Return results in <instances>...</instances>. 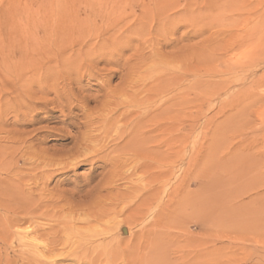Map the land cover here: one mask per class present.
Wrapping results in <instances>:
<instances>
[{
    "label": "rangeland",
    "instance_id": "rangeland-1",
    "mask_svg": "<svg viewBox=\"0 0 264 264\" xmlns=\"http://www.w3.org/2000/svg\"><path fill=\"white\" fill-rule=\"evenodd\" d=\"M232 1L237 3L233 4ZM208 2L211 4L208 5ZM259 2L260 0H0L1 25L4 22L14 23L16 17L17 21L30 14L36 17L37 10L55 5H68L65 16L86 18L87 25L84 26L85 32L82 35L87 46L81 49L82 54L78 52L83 56H79L74 65L66 68L56 61L52 65L51 77L45 70L41 71L34 77L36 83L25 87L23 96L31 106L20 107L13 89L1 90L0 151L7 148V138L11 135L44 139L42 144L35 145L37 150H67L71 147L72 138L85 131V116L90 114L96 118L98 114H102L99 110L104 100H107L104 98L105 94L118 91L122 84H129L134 86L135 98H141L148 86H156V82L165 79L167 74H172L171 80H175L176 76L180 77L176 78L178 80L186 78L187 82L178 81L177 90L180 91H172L174 87L171 86L172 92L169 90L166 93V96L171 93L175 97L173 100V97H166L167 105L171 106L164 114L163 123L166 127L170 125L168 128L171 133L168 132L171 135L168 145L161 152L167 157L165 161L160 160L161 149L158 150L155 160L159 162L154 161L156 163L152 164L149 172L156 175L159 168L168 172L165 200L169 205L170 221L168 220L167 231L173 239L167 243L171 246L181 245L185 262L189 259L197 260L189 261L192 264H264V2L263 8L258 10ZM157 15L160 16L155 18ZM157 23H160L159 26ZM197 29L198 32L194 35ZM171 30L175 32L172 35L168 32ZM74 37L76 38V34ZM71 42L73 41L70 39ZM155 42H161V46H158L160 48L154 46ZM154 47L157 53L153 51ZM195 48H200L197 51L203 57L195 59L190 55L195 60L190 56L186 58L185 54H191ZM73 50H77V47ZM71 54L67 52L62 59L69 56L72 58ZM137 54L139 57L142 55L143 59L139 58L141 61L135 58L138 57ZM157 54L161 57L167 55L163 57L168 58L167 61L159 59ZM256 54L261 56L259 66L246 67L249 64L245 62L248 56L256 61ZM193 61L198 62L199 64L194 62L198 66ZM193 72L196 75L194 78V74L191 75ZM149 76L151 79H148ZM170 79L168 78L169 81ZM196 85H199L198 89ZM139 89L143 91L140 92ZM193 98L198 99V108L190 104ZM35 103H42L45 107L39 109L34 106ZM69 108H72V127L63 124L70 117ZM47 118L49 119L46 120ZM191 122H195L197 126H191ZM94 126L91 129L93 134L103 133L102 124ZM93 128L99 131L95 132ZM108 129L109 127L105 128ZM90 168L91 166L82 165L68 173L55 175L48 182L50 184H47L46 194L51 191V196L60 192L69 195L74 191L80 196L83 192L90 191L102 179L101 176L107 173L98 169L97 176ZM94 175L97 177L91 180ZM141 175L136 173L132 175L133 178L130 176L125 185L129 187L139 183L137 181L142 177L144 179L140 184L149 181L147 176ZM3 176L0 171V177ZM122 184L123 182L119 183L120 186ZM151 189L156 192L151 207L152 219L159 208V181L153 180ZM122 213L126 215L128 209H122ZM120 227L114 235V241L122 238L128 240L129 231L131 235L137 230L135 227L128 228L125 224ZM123 228L125 233L121 230ZM1 230L3 226L0 227ZM15 240H12L13 245H16ZM0 253L3 254V250Z\"/></svg>",
    "mask_w": 264,
    "mask_h": 264
},
{
    "label": "bare ground",
    "instance_id": "bare-ground-1",
    "mask_svg": "<svg viewBox=\"0 0 264 264\" xmlns=\"http://www.w3.org/2000/svg\"><path fill=\"white\" fill-rule=\"evenodd\" d=\"M228 1L231 2V0ZM263 2V0H260L258 3V10L263 8ZM210 4L208 2V5ZM251 4L254 3L251 2ZM67 6L55 5L52 8H42L36 11V17L30 16V14L19 21L16 20L17 17L15 15L14 23L4 24V22L3 25L0 24V93L3 88L13 89L17 96L18 101H16L20 107L24 105L27 107L31 106L25 100L26 97L23 96L25 95L24 89L36 83V78L34 77H37L41 71L45 70L46 74H50L51 77L53 75L52 65L56 64V61H59L60 65L66 68L69 65H74L76 60L83 56L81 55V49L87 46L84 37L82 38L85 32L84 26H87L86 18L75 19L66 17ZM13 13L15 12L13 11ZM158 14L161 13L158 12ZM158 16L160 15L155 16V18ZM19 17L22 18L21 16ZM111 19L113 18L111 17ZM122 19L125 21L124 18ZM6 23L8 22L6 21ZM168 32L171 35L175 33L172 30ZM197 32L198 29L194 31V35ZM74 34H76V38ZM166 34L168 33L166 32ZM70 39L73 42L70 43ZM160 43L155 42L154 46H161ZM76 47L77 50H73ZM199 49H193L192 53L194 55L192 53L189 55L184 54L186 58L191 55L197 59L201 54L197 51ZM79 51L81 54H78ZM153 51H155V47ZM67 52L72 53V58L69 56V58L62 59ZM155 52L157 53V51ZM164 56L167 57V55L158 57L163 61H167L168 58L164 59ZM191 56L189 58L192 59ZM141 57L135 58L139 59ZM260 57L256 54V61L254 59L253 61L248 56L245 62H249V64L246 67L259 66L261 63H259ZM142 59L139 60L141 61ZM96 60H98L97 57ZM195 63L197 64L198 62ZM195 63L194 65H196ZM192 68L195 67L193 66ZM89 69L91 68L89 67ZM192 70L190 71L192 72ZM167 75L169 76L166 78ZM167 75H165V79L162 78L161 81L156 82L158 84L156 86H148L146 83L148 87L141 98H135L134 86L129 84H122L118 91L113 92V90L111 93L105 94L104 98H107V100H104L99 110L102 114H98L101 117L97 116L94 118L93 115H86V122L83 125L85 131L72 138L71 147L67 150L59 152L37 150L35 145L42 144L45 140H35V138H30L28 135H11L7 138L9 145L7 148H2L3 151H0V171L4 174L3 177H0V225L3 226V230L0 231V251L3 250L4 252L3 254L0 253V264H192L189 261H197L189 259L185 262L186 258H184L185 255L182 247H180L181 245L171 246L167 243L173 237L167 231L169 205L165 199L168 172L165 171L166 169L159 168L158 174H149L152 164L156 163L154 161L159 162V160H155L158 150L161 149V159L157 158L165 161L167 157L162 155V149L170 141L171 130L169 131L170 125L166 127L163 121L167 108L171 106L170 104L169 106L167 105L166 99L173 97V94L171 95L170 93V96L168 94V97L166 93L172 89V91H180V89L177 90V87H179L177 85L179 84L178 81L185 80L187 82L186 78L178 80L176 78L180 77L176 76L175 80H171L170 75L172 76V74ZM191 75H193V78L196 76L194 72ZM106 78L108 79V77ZM148 79H151V77L149 76ZM227 80L229 79L227 78ZM171 86L174 88L171 89ZM139 90L140 92L143 91ZM177 102L176 105L175 103L172 104L177 106ZM6 104L8 103L6 102ZM190 104L194 108H198V99H194ZM34 106L39 107V109L45 107L42 103H35ZM68 112L70 117L66 118L63 124L72 127V108H69ZM23 123L25 124V122ZM100 123L104 129L102 131L104 133L103 136L101 135L103 133L99 132L100 134L98 133L97 135L93 134L91 130L94 125H101ZM193 124L195 122L191 126ZM107 127L109 129L105 130ZM76 128L80 129L79 127ZM93 130L95 132L99 131H96L95 128ZM82 165L91 166L90 170L94 174L98 169L107 171V173L101 176L102 179L98 183L96 182L97 184L93 185L94 187L90 191L81 192L80 196L75 194L74 191L70 192L69 195H66V193L61 194L60 192L58 195L51 196V191L48 192V195L46 194V187L50 184L48 182L55 175L68 173ZM136 173H141V176H147L148 178L146 179L149 181L140 184L141 180L144 179L142 177L137 181L139 183L132 184V182L129 187L125 185V181H128L129 177ZM97 176L94 175L91 180ZM153 180L159 181L161 185V197L159 196L160 198L158 199L159 208L156 209L157 212L151 219V207L156 197V192L154 193L153 189H151ZM121 182H123V186L119 185ZM52 194L54 193L52 192ZM122 209L123 211L128 209V213L126 215L123 214ZM123 215L124 218H121ZM119 217L121 219H118ZM122 224H125L128 228L135 227L137 230L131 235L129 231L128 236L130 237L126 236L128 240L122 238L114 241V235L118 232L117 230H120ZM176 225L179 224L176 223ZM121 230L124 233L126 232L124 228ZM174 237L176 236L174 235ZM12 240L16 241V245H13Z\"/></svg>",
    "mask_w": 264,
    "mask_h": 264
}]
</instances>
